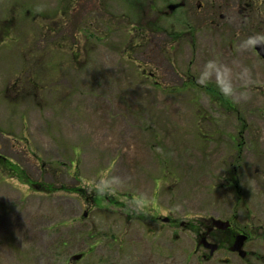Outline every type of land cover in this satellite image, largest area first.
Segmentation results:
<instances>
[{
	"label": "rangeland",
	"instance_id": "374dc122",
	"mask_svg": "<svg viewBox=\"0 0 264 264\" xmlns=\"http://www.w3.org/2000/svg\"><path fill=\"white\" fill-rule=\"evenodd\" d=\"M108 1L97 16L87 0H0V154L24 175L0 164V264H200L190 226L233 204L240 224L252 217L254 263L264 264L255 39L216 15L213 0L174 13L167 5L178 0H153L158 71L129 50L147 18L134 0ZM99 21L114 29L90 34ZM38 30L42 46L29 42ZM73 32L78 46L60 47ZM151 71L162 74L158 88ZM91 187L116 202L77 191ZM169 210L177 224L154 218Z\"/></svg>",
	"mask_w": 264,
	"mask_h": 264
},
{
	"label": "flooded vegetation",
	"instance_id": "af4514ba",
	"mask_svg": "<svg viewBox=\"0 0 264 264\" xmlns=\"http://www.w3.org/2000/svg\"><path fill=\"white\" fill-rule=\"evenodd\" d=\"M87 1H88L87 6L91 10H93V12H97L98 13L97 16H100L99 12L102 11L108 10V12L110 13V8L108 7L110 5L109 3L110 1L108 0H87ZM197 1L198 0H178L176 2L177 6L175 7V9H171L169 6L170 4L167 5V9L169 8V10L171 11V12L169 11V13H174L175 11L181 8L191 10L190 8L192 7V4H194ZM134 2H135L134 7H136L134 8L135 12L140 13L139 14L140 17L141 15L143 18L146 17L147 21L146 23H144L143 22L144 20H141V22L133 26V32H134V34L132 35L133 41L130 42L129 50L135 51L136 52L135 54H139L140 56H136V58L141 62H144L146 65H149L147 59H149V57L152 56L151 59L153 60L154 63L153 65L158 71H160L159 66H161L160 65L161 60H159V56L157 54L159 52L158 50L159 43L158 40H153V36L154 37L157 36L158 30L161 29L162 26L158 27V25L155 24L157 21H155V19L149 18L150 13L151 14L152 12L157 13L158 10L153 7L152 5L153 0H134ZM145 2L148 3L147 9L144 4ZM79 4L80 3L77 2L75 4V8L77 9L81 8L82 6ZM114 4L119 5V2L115 1ZM203 5H204L203 3L199 2L197 4L198 10H200ZM123 7L124 5L122 6V8ZM12 17L13 16H11V20H9V22L11 23H13L14 21ZM36 17L37 16H34V18ZM123 17L125 16L123 15ZM188 27H187L188 33L190 34V31L193 29V25L191 24ZM39 28H42V26L40 25ZM110 28H112V30L114 29L109 21L107 22L99 21L95 26H92V32L90 34L93 35L95 34L96 36V32L99 31L100 29L106 30ZM49 32L52 33L53 32L52 29ZM171 38H174V36ZM69 41H71V43L74 45L73 47L75 46L77 47L78 46L77 42H79V37L75 33L71 37L65 35L62 41L60 40L61 43L60 47H63V44L67 45ZM29 42L33 44L36 43L42 46L43 44H45L46 38L41 34V31L39 32L34 31ZM144 72L146 73L147 69H144ZM148 76L150 78H154L155 80L154 86L158 88L160 86L159 84H161L159 79L161 78L162 74L151 71L149 72ZM191 81L192 78H189L188 81L183 82V87H187V89H190L188 82L191 83ZM0 164L4 165L5 167H8L9 166L8 164L12 165L8 157L2 154H0ZM230 180H228V182H231ZM231 186H233L232 183ZM234 189L239 194L238 186L234 185ZM233 205L234 206L231 211L226 210L224 211V213L220 212V214H217L215 216L210 215L206 217H201V219L197 223L198 226L196 229L194 228V224L193 226H190V228L193 230L192 251L198 254V259L200 261V264H213V262H215L216 264H255L254 263L255 259L259 261L262 258V256L256 253L254 247L255 236L259 234L255 232V227L253 225L252 217H249L248 219H246V221L243 224H240L241 222H239L236 219V214L234 211V209L239 207H235V204ZM246 212L247 214L250 215V212L247 208H246ZM132 214H133L132 212L129 214H127L126 212L127 217L132 218L133 217ZM156 217H158V219L160 218V220H162L163 223H169L174 225L175 223L176 224L178 223L177 219L171 216L170 210L168 211L167 215L161 216L160 214H157L154 216V218Z\"/></svg>",
	"mask_w": 264,
	"mask_h": 264
},
{
	"label": "trees",
	"instance_id": "16d2710c",
	"mask_svg": "<svg viewBox=\"0 0 264 264\" xmlns=\"http://www.w3.org/2000/svg\"><path fill=\"white\" fill-rule=\"evenodd\" d=\"M212 3L216 4V15L217 13L222 15V12H224L231 25H238L239 30L246 32L249 37L264 41V0H213ZM9 166L10 169H14L18 177H24L17 164L13 163ZM42 187L46 190L52 189L51 185ZM90 189L87 192L85 189L77 188V191L83 194L85 198L89 197L92 200L103 201V199H107L110 202H116V198L110 196L107 190L96 187Z\"/></svg>",
	"mask_w": 264,
	"mask_h": 264
},
{
	"label": "water",
	"instance_id": "95a60500",
	"mask_svg": "<svg viewBox=\"0 0 264 264\" xmlns=\"http://www.w3.org/2000/svg\"><path fill=\"white\" fill-rule=\"evenodd\" d=\"M177 5H170L171 9H175ZM255 49L257 50V52L263 57L264 59V43L261 40L256 41L255 43ZM81 257L80 254H74L73 256H71L70 260H78Z\"/></svg>",
	"mask_w": 264,
	"mask_h": 264
}]
</instances>
